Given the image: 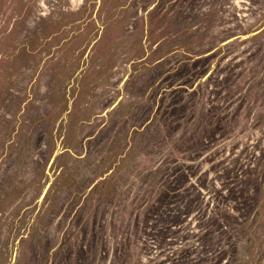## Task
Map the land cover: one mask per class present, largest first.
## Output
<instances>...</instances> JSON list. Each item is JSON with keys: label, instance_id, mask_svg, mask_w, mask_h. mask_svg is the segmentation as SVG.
<instances>
[{"label": "rangeland", "instance_id": "obj_1", "mask_svg": "<svg viewBox=\"0 0 264 264\" xmlns=\"http://www.w3.org/2000/svg\"><path fill=\"white\" fill-rule=\"evenodd\" d=\"M0 264H264V0H0Z\"/></svg>", "mask_w": 264, "mask_h": 264}, {"label": "trees", "instance_id": "obj_2", "mask_svg": "<svg viewBox=\"0 0 264 264\" xmlns=\"http://www.w3.org/2000/svg\"><path fill=\"white\" fill-rule=\"evenodd\" d=\"M180 180L182 181V180H183V178H182V177H180ZM163 199H164V197H162V201H163ZM162 201H161V202H162ZM163 203H164V202H163Z\"/></svg>", "mask_w": 264, "mask_h": 264}]
</instances>
